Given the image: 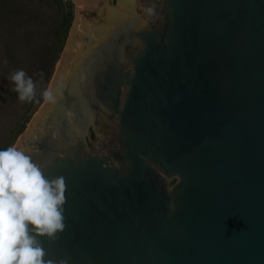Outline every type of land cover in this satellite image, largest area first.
Here are the masks:
<instances>
[{"label":"water","instance_id":"95a60500","mask_svg":"<svg viewBox=\"0 0 264 264\" xmlns=\"http://www.w3.org/2000/svg\"><path fill=\"white\" fill-rule=\"evenodd\" d=\"M107 1L71 0L14 145L66 180L45 260L264 264V0Z\"/></svg>","mask_w":264,"mask_h":264},{"label":"clouds","instance_id":"9594fccd","mask_svg":"<svg viewBox=\"0 0 264 264\" xmlns=\"http://www.w3.org/2000/svg\"><path fill=\"white\" fill-rule=\"evenodd\" d=\"M21 103L36 97V83L24 70L10 74ZM55 103L52 89L42 93ZM66 180L49 179L32 157L16 146L0 150V264H55L37 237L55 241L65 231ZM60 264H67L61 260Z\"/></svg>","mask_w":264,"mask_h":264},{"label":"rangeland","instance_id":"374dc122","mask_svg":"<svg viewBox=\"0 0 264 264\" xmlns=\"http://www.w3.org/2000/svg\"><path fill=\"white\" fill-rule=\"evenodd\" d=\"M23 1L26 4L32 3L35 13L31 26L23 28V34L17 36V39H23L20 42H12L14 36L9 28L0 33L3 37V43L0 44V146L10 142L17 122H23L22 125L27 121L38 98L37 87L40 86L39 76L44 64V55L53 47H58L60 54L78 17L71 0ZM71 12L73 16L68 23ZM66 23L69 27L67 33H64L62 30L65 29ZM21 69L36 83V97L28 109L29 103L19 101L18 94L13 90L15 85L10 80V74ZM19 135L11 146L15 145Z\"/></svg>","mask_w":264,"mask_h":264},{"label":"trees","instance_id":"16d2710c","mask_svg":"<svg viewBox=\"0 0 264 264\" xmlns=\"http://www.w3.org/2000/svg\"><path fill=\"white\" fill-rule=\"evenodd\" d=\"M57 1V0H56ZM35 13H33L32 3H25L23 0H0V33L5 30H12V35L14 36V41H19L23 39L20 37L17 39V36L23 34L22 29L28 28L31 26L32 19L35 18ZM72 12L69 14L68 23L72 19ZM67 24V23H66ZM69 24L65 26V29L62 30L64 33H67ZM9 28V29H7ZM3 37L0 34V44L3 43ZM5 51H7L5 49ZM8 52V51H7ZM59 49L58 47H53L50 51H48L44 56V64L41 70L40 78V86L37 87L38 97L45 90V86L49 77L52 75V70L54 68L55 63L58 61ZM30 104H28L27 109L30 108ZM21 121L16 123V127L13 130L12 135L10 136V142L5 143L0 146V150L8 148V145L11 146L12 142L15 141L17 135H19L20 131L24 128V124L21 125ZM19 125V126H18ZM22 127H21V126ZM19 132V133H18Z\"/></svg>","mask_w":264,"mask_h":264},{"label":"flooded vegetation","instance_id":"af4514ba","mask_svg":"<svg viewBox=\"0 0 264 264\" xmlns=\"http://www.w3.org/2000/svg\"><path fill=\"white\" fill-rule=\"evenodd\" d=\"M87 1V0H86ZM91 2H94V3H97V2H99V1H101V0H90ZM104 1H107V0H104ZM115 1L116 0H113V2L112 1H107L108 2V4L109 5H115ZM86 7V9L85 10H88V11H90V10H92L93 9V7H92V9H91V7H89L88 9H87V5L85 6ZM84 9V8H83ZM96 139V134H95V132H94V130L92 129V128H90L89 129V134H88V136H87V140L90 142V141H93V140H95Z\"/></svg>","mask_w":264,"mask_h":264}]
</instances>
